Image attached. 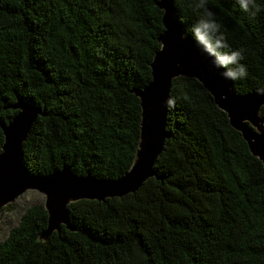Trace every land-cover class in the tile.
I'll return each instance as SVG.
<instances>
[{
	"label": "trees",
	"instance_id": "1",
	"mask_svg": "<svg viewBox=\"0 0 264 264\" xmlns=\"http://www.w3.org/2000/svg\"><path fill=\"white\" fill-rule=\"evenodd\" d=\"M157 1L0 0V150L20 100L42 112L22 143L33 174L125 173L140 136L135 91L161 47ZM173 1L185 34L226 71L241 52L237 93L264 89V0L247 12L236 0ZM202 18L218 29L195 32ZM165 131L155 175L135 192L68 204L71 229L47 239L43 203L31 204L0 241V264H264V166L196 79L172 80Z\"/></svg>",
	"mask_w": 264,
	"mask_h": 264
},
{
	"label": "water",
	"instance_id": "2",
	"mask_svg": "<svg viewBox=\"0 0 264 264\" xmlns=\"http://www.w3.org/2000/svg\"><path fill=\"white\" fill-rule=\"evenodd\" d=\"M163 11L161 44L150 63L151 80L136 90L140 99L141 121L139 143L130 168L114 179H96L90 174L77 175L68 167L45 175H35L24 160L22 143L39 114L38 107L18 100V112L1 125L3 143L0 150V209L26 190L43 194L47 212L46 228L40 233L47 239L60 225L71 229L68 204L81 199L104 200L135 192L155 175L156 158L166 138V114L169 90L174 78H194L210 93L214 103L224 111L230 125L240 132L252 155L264 166V89L237 93L231 77L215 53L201 41L185 34L173 0H159Z\"/></svg>",
	"mask_w": 264,
	"mask_h": 264
},
{
	"label": "rangeland",
	"instance_id": "3",
	"mask_svg": "<svg viewBox=\"0 0 264 264\" xmlns=\"http://www.w3.org/2000/svg\"><path fill=\"white\" fill-rule=\"evenodd\" d=\"M43 194L36 190H26L18 196L12 203L13 209L0 212V241H2L11 228L17 225L20 215L24 209L31 204L44 202Z\"/></svg>",
	"mask_w": 264,
	"mask_h": 264
},
{
	"label": "clouds",
	"instance_id": "4",
	"mask_svg": "<svg viewBox=\"0 0 264 264\" xmlns=\"http://www.w3.org/2000/svg\"><path fill=\"white\" fill-rule=\"evenodd\" d=\"M239 4L240 8L244 11H248L250 6L255 10V0H236ZM205 0H200L199 7H203ZM218 29V25L211 19H200L197 21L196 25L193 26V30L195 32H199L201 30H212L216 31ZM243 56L239 50L232 51L229 53L228 63L234 65L233 69L227 71V75L233 79L239 77L244 78L247 75L246 68L243 64H239L238 61L242 60Z\"/></svg>",
	"mask_w": 264,
	"mask_h": 264
}]
</instances>
